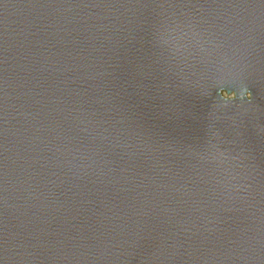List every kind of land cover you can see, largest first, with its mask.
Listing matches in <instances>:
<instances>
[{
	"label": "water",
	"instance_id": "1",
	"mask_svg": "<svg viewBox=\"0 0 264 264\" xmlns=\"http://www.w3.org/2000/svg\"><path fill=\"white\" fill-rule=\"evenodd\" d=\"M0 264H264V0H0Z\"/></svg>",
	"mask_w": 264,
	"mask_h": 264
},
{
	"label": "clouds",
	"instance_id": "2",
	"mask_svg": "<svg viewBox=\"0 0 264 264\" xmlns=\"http://www.w3.org/2000/svg\"><path fill=\"white\" fill-rule=\"evenodd\" d=\"M246 93V90H242V95L243 94H245ZM221 94H222V96H223V98L226 100V101H228V100H232V99H235V96H236V93L235 92H233V93H228L227 91H223L222 90V92H221ZM247 95H248V97H249V99L251 98V94L250 93H247Z\"/></svg>",
	"mask_w": 264,
	"mask_h": 264
}]
</instances>
